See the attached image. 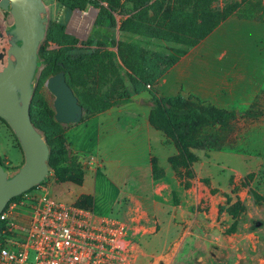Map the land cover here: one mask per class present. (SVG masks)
Listing matches in <instances>:
<instances>
[{
    "label": "crops",
    "instance_id": "obj_1",
    "mask_svg": "<svg viewBox=\"0 0 264 264\" xmlns=\"http://www.w3.org/2000/svg\"><path fill=\"white\" fill-rule=\"evenodd\" d=\"M261 17L253 22L264 25V12ZM229 20L204 40L210 41L206 47L204 42L194 47L160 79L154 87L159 97H195L227 111L220 98L246 106V85L264 78V62L249 63L243 61L245 56L234 62L230 49L219 47L215 36ZM242 22L240 27L247 26V20ZM231 84L238 85V95ZM151 109L150 95L142 93L80 123L63 125L73 156L86 163L90 158L97 165L89 164L77 198L91 197V209L99 216L106 212L98 209V200L108 199L111 209L119 205L125 221H136L142 230L136 264H264V224L245 220L260 205L245 187L236 191L244 177L256 173L264 177V149L251 155L196 152L194 176L182 181L169 162L178 150L151 125ZM257 192L264 197L262 190ZM238 199L246 212L233 218L228 203Z\"/></svg>",
    "mask_w": 264,
    "mask_h": 264
},
{
    "label": "trees",
    "instance_id": "obj_2",
    "mask_svg": "<svg viewBox=\"0 0 264 264\" xmlns=\"http://www.w3.org/2000/svg\"><path fill=\"white\" fill-rule=\"evenodd\" d=\"M70 9L86 10L89 6L100 8L98 24L109 23L116 27L115 15L125 17L120 25L121 32H127L149 39L162 40L184 45L192 49L210 36L223 22L241 8L251 14L241 13L240 17L254 19L252 12L255 4L251 0H226L220 7V0H56ZM101 3H105L104 7ZM262 21V17H259ZM56 30L62 49L48 51L46 43L41 46V66L66 73V79L85 111V119L100 114L113 107L129 103L133 94H140L146 86L154 85L177 62L176 58L161 54H151L148 50L119 41L117 57L127 70L128 80L133 91H129L120 76L114 59V53L102 47L78 57L68 55L63 48L66 43L76 46L80 43L87 48L91 43L82 41L65 33V28L50 23L47 39ZM51 38V37H50ZM67 44V45H68ZM156 66V67H155ZM155 68L158 69L156 72ZM81 71L79 80L77 72ZM114 79V80H113ZM103 83H110L107 91H102ZM112 84V85H111ZM31 116L35 127L43 134L51 149L50 175L60 182L71 181L82 185L85 174L64 137V131L55 120V112L45 99L33 97ZM150 123L172 141L178 154L169 162L177 176L184 179L193 178L192 167L199 161L196 150L222 151L223 136L229 130V122L236 117V112L223 110L211 105L187 100L182 97L163 99L152 93ZM218 128V129H217ZM221 129V130H220ZM3 164V163H2ZM10 171L14 170L3 164ZM155 178L157 165L154 160ZM249 175L246 179L253 178ZM48 179V180H49ZM189 187V183H185ZM247 187L248 184L242 185ZM257 205H264V197L250 189ZM23 195L10 202L21 199ZM92 198L82 196L77 206L92 207ZM227 212L238 218L246 212V207L238 199L231 204ZM236 223L230 232L235 230Z\"/></svg>",
    "mask_w": 264,
    "mask_h": 264
},
{
    "label": "rangeland",
    "instance_id": "obj_3",
    "mask_svg": "<svg viewBox=\"0 0 264 264\" xmlns=\"http://www.w3.org/2000/svg\"><path fill=\"white\" fill-rule=\"evenodd\" d=\"M225 1L226 0H220V7L224 6L223 4ZM251 1L255 4V11L252 12L255 16L254 19L240 17V15H242L241 13L251 14V12L248 13V11H244V8L242 7L238 14L236 13L229 17L231 19L229 20V23L227 22L226 24H224V27L221 28V30H219V32L217 33V36H215V42L219 45L220 48L230 49L231 61L234 62H237L239 60V56H245V59L243 61H247L249 63H258L261 61L264 62V39L262 37H259L258 35L261 33L262 35H264V25L260 26L253 22L260 21L259 17L264 12V0ZM45 2L50 10V23L64 27L66 34L74 37L80 42L89 41L91 43L87 48H82L80 43L76 46H72L66 43V45H64L65 47L63 48L68 51V55L72 57H78L82 54H88L100 47L110 50L112 53H114V59L119 74L124 79L127 89L131 92L133 91V88L128 80L127 70L121 63L120 59L117 57V45L119 41L133 44L136 47L148 50L151 54H161L165 57L168 56L170 58H176L177 62L171 68H173L178 62L182 61L184 57L186 58L191 55L190 52L193 48L189 49L184 45L164 42L157 39H149L127 32H121L120 25L125 17H122L120 15H115V18L117 20L116 27H112L111 25H109V23L106 25H100L98 24L100 8L89 6L86 10L81 11L79 9L67 8L56 0H45ZM101 5L104 7L107 6L105 3H101ZM2 18V28H6L7 24L12 23L13 21L12 17L7 13H3ZM243 19L247 20V26L240 27L239 24ZM254 35H256V39H253L252 36ZM59 42V36L58 34H56V30H53L49 38H46L43 44L46 43L49 46L47 48L48 51H54L60 48L62 49V47L58 46ZM203 42L204 40L201 43ZM209 42L208 40L204 42L205 47ZM235 56H238V58H234ZM155 70L156 72H158L157 68H155ZM55 72V69H49L45 64H42L39 70L37 86L34 94V97H36L37 99L43 97V99L47 101V103L53 110L54 96L49 92L47 88V81ZM77 77L79 78V80L82 79L81 71L77 72ZM160 79L158 80V82L160 81ZM158 82L154 85L152 84L146 86V89H144V91H142L140 94L148 93L151 99L152 93L158 96V93L154 88L158 84ZM246 86L248 89L246 106L240 105L236 100H227V98L224 99L223 102V99L220 98V101L224 103L230 111H239L240 113L239 115H236L235 118L230 120L228 132L226 134H222L224 138L222 142L223 150L230 152H243L247 153L248 155L262 154L264 149V114H262L264 113V78L259 82L247 84ZM109 87L110 83H103L102 91H107ZM231 87L235 88L234 91L236 90L235 93L238 95V85L231 84L230 88ZM259 89L261 91L257 92ZM140 94H133V96ZM159 98L170 99L164 97ZM184 99L193 100L196 102L204 103L206 105L217 107L214 104L208 102L206 103L205 101H202L195 97ZM60 127L61 130L64 131V127L62 124H60ZM195 152L203 153L208 151L196 150ZM69 153V155L72 154L71 151ZM74 159L77 160L79 165L82 167L84 174L88 171L89 166H91L89 165V162L95 163V161L90 158L88 159L87 163L79 161V159L76 157H74ZM0 163L5 164L12 169L18 168L24 163L23 151L15 134L13 133L8 123L1 118ZM94 165L97 166L96 163ZM258 174L256 173L253 178L250 179H246V177H244L239 186H237L236 191L240 190V187H243L242 185H245L247 183L248 186H245L246 190L253 189L255 191L262 190L264 192V177L261 174ZM253 183H255L256 185L252 186ZM77 186L80 185H77L76 183L71 181L60 182L56 180L54 177V171H52L50 179L45 183V188L49 192L50 196L57 201L65 204L78 203L79 199L77 197L79 190ZM107 200L108 199L104 198L98 200L97 202L98 209H103L106 212V214H103V216L124 220L119 205H115L114 209H111V204L106 203ZM254 208L255 209L250 210L251 216H247L245 220H255V222H260L263 225L264 205L258 206V208ZM249 229L253 230L255 228L253 226ZM261 231V239H264V226L261 227Z\"/></svg>",
    "mask_w": 264,
    "mask_h": 264
},
{
    "label": "water",
    "instance_id": "obj_4",
    "mask_svg": "<svg viewBox=\"0 0 264 264\" xmlns=\"http://www.w3.org/2000/svg\"><path fill=\"white\" fill-rule=\"evenodd\" d=\"M0 10L13 20L6 28L0 22V118L12 129L24 155L23 165L12 171L0 163L1 216L12 199L48 181L51 149L31 116L50 10L45 0H0ZM47 88L54 96L59 124L83 120L84 108L64 71L51 76Z\"/></svg>",
    "mask_w": 264,
    "mask_h": 264
},
{
    "label": "built area",
    "instance_id": "obj_5",
    "mask_svg": "<svg viewBox=\"0 0 264 264\" xmlns=\"http://www.w3.org/2000/svg\"><path fill=\"white\" fill-rule=\"evenodd\" d=\"M141 233L135 220L57 201L44 183L1 214L0 264H136Z\"/></svg>",
    "mask_w": 264,
    "mask_h": 264
}]
</instances>
